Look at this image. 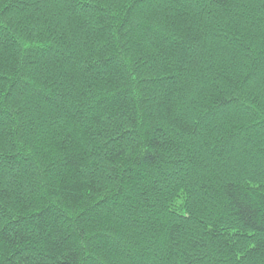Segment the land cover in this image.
<instances>
[{
  "label": "trees",
  "instance_id": "1",
  "mask_svg": "<svg viewBox=\"0 0 264 264\" xmlns=\"http://www.w3.org/2000/svg\"><path fill=\"white\" fill-rule=\"evenodd\" d=\"M0 264H264V0H0Z\"/></svg>",
  "mask_w": 264,
  "mask_h": 264
}]
</instances>
